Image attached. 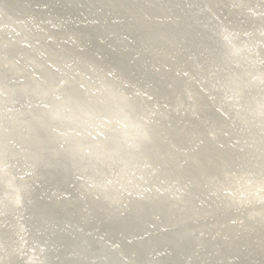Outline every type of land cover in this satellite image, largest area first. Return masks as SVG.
Wrapping results in <instances>:
<instances>
[{
	"label": "bare ground",
	"instance_id": "6f19581e",
	"mask_svg": "<svg viewBox=\"0 0 264 264\" xmlns=\"http://www.w3.org/2000/svg\"><path fill=\"white\" fill-rule=\"evenodd\" d=\"M0 264H264V0H0Z\"/></svg>",
	"mask_w": 264,
	"mask_h": 264
}]
</instances>
